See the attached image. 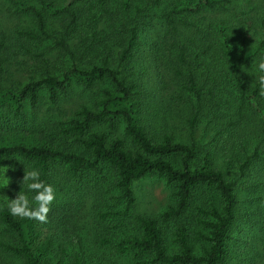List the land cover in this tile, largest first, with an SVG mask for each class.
Instances as JSON below:
<instances>
[{"label": "trees", "instance_id": "16d2710c", "mask_svg": "<svg viewBox=\"0 0 264 264\" xmlns=\"http://www.w3.org/2000/svg\"><path fill=\"white\" fill-rule=\"evenodd\" d=\"M12 1L18 8L29 13L35 22L33 28L18 31L19 37L15 38L17 48L34 54L25 40L40 41L52 38L55 40V46L65 54L66 60L71 61L72 65L59 71L48 57L42 56L37 63L39 76L31 75L29 81L20 88L5 86L0 80V116L10 115L14 119L24 117L26 109L37 108L44 97L56 103L68 92L74 81L82 82L87 88L99 79L109 80L111 85L101 90L102 94L93 106L82 105L70 121V134H80L78 140L88 152L61 149L47 144H14L0 148V166L6 155H17L21 159V165L15 164L14 170L20 172L26 167L36 169L43 181L52 184L55 178L54 163L57 160L68 164V173L74 177L81 170L105 162L117 171L119 198L126 201V207L103 212V217H115L130 212L137 201L135 182L149 175L163 178L174 188V204L161 213L164 222L183 216L193 206L198 187L215 186L218 198L197 205V220L209 232L208 235L200 232L210 242L204 254L194 252L183 229L178 237L180 251L168 252L165 226L159 218L141 213L136 214L141 231L116 241L115 248L121 254L129 250L136 251L138 256L144 259L141 264H229L228 241L233 233L239 209L236 182L229 179L223 169L215 167L209 160L200 165L194 164L198 154L195 139L189 143L178 141L173 133H166L160 139L156 138L143 118V84L136 78L129 80L121 77L118 67H113L111 63L115 54L118 66L140 60V36L151 24L149 20L146 21L151 15L144 13V10L161 5L163 0H147L145 6H141L138 0ZM233 1L197 0L186 1L184 4L173 2L171 8L160 15L165 21L166 31L165 41L157 44V52L162 49V54H166L167 49L164 47L168 48L167 45L177 50V61L172 63L171 70L177 77H184L183 88L190 93L191 106L187 123L192 132L206 107L205 86L200 85L196 70L205 66L207 58L214 57L210 52L215 51L214 40L218 37L230 54L231 71L228 79L239 96V119L247 123L248 119L254 117L260 125L263 142L264 96L260 95L258 77L255 84L250 86L243 74L252 59L248 50V38L254 26L253 20H248L243 26L237 50L232 47L228 25L223 19L206 24L186 22L188 27L196 29L195 37L188 36L187 39H181L178 28L184 12L198 13L206 9L224 8ZM134 8V17L126 14ZM57 14L64 17L60 22V31L53 27V22L49 19V15ZM260 23L261 38L254 55L264 51V18H261ZM4 48L8 46L6 35L3 33L0 41V73L5 70L6 58L1 55ZM44 53L43 51L40 55ZM103 53L105 54L101 63L92 57H100ZM84 60L92 62L90 68L80 67L79 62ZM183 67H187L186 72ZM209 72H212L211 68ZM261 74L264 73L259 72L258 76ZM215 79L217 81L218 77ZM209 92L211 97L215 95L212 88ZM220 105V102L216 101V106ZM217 111L211 110L215 116ZM120 120L124 121L125 135L135 144L134 148L128 147L122 137H109L103 131L93 130L96 124L104 122L109 123L111 128L116 127ZM259 149L260 146L256 145L253 153L240 164L242 172L250 166L253 157L261 155ZM18 183V180H14L13 185L18 193H28L26 185ZM29 193L31 197L35 195L33 192ZM15 197L16 194L12 195L9 201ZM9 201L0 206V221L13 230L15 239L0 240V246L10 254L23 258L22 264H100L86 255L80 236L76 237L79 249L70 251L69 243H65L63 235L55 229L58 228L57 225L46 229L43 223L36 220L13 216L8 210ZM146 256L150 258H144Z\"/></svg>", "mask_w": 264, "mask_h": 264}, {"label": "rangeland", "instance_id": "374dc122", "mask_svg": "<svg viewBox=\"0 0 264 264\" xmlns=\"http://www.w3.org/2000/svg\"><path fill=\"white\" fill-rule=\"evenodd\" d=\"M186 1L197 0H163L161 5L144 10V13L151 15L146 18L151 24L140 36V60L118 66L115 54L111 63L113 67H118L121 77L129 80L136 78L143 84V118L156 138L160 139L166 133H173L178 141L189 143L195 139L198 154L194 164L200 165L209 160L215 167L223 169L229 179L236 182L239 209L233 233L228 241V263L264 264V141L261 142L260 125L254 117L248 119L247 123L239 119V96L228 79L231 71L228 50L217 37L218 39L214 40L216 49L213 53L210 52L214 57L207 58L205 66L196 70L200 85L205 86L206 107L192 132L187 123L191 106L190 93L183 88L184 77H177L171 70L172 63L177 61V50L167 45L168 48L164 47L167 49L166 54H162V49L157 52V44L165 41L166 31L165 21L160 15L169 10L173 2L184 4ZM138 3L145 6L147 0H138ZM135 12L134 8L126 14L134 17ZM181 17L178 23L181 39L196 35V29L188 27L186 22L206 24L210 21L225 20L234 50L239 46L243 26L248 20H253L254 26L248 38V50L252 59L243 74L250 86L255 84L259 74L258 63L264 59V51L254 55L261 38L260 21L264 18V0H234L224 8L206 9L198 13L184 12ZM63 18L61 14L49 15L53 27L58 31L61 30L60 22ZM34 26V19L29 13L18 8L12 0H0V41L4 33L8 46L1 52L6 58L5 70L0 73V80L5 86L20 88L29 81L31 75L38 77L40 70H37V63L42 56L48 57L59 71L72 65L71 61L66 60L65 54L55 46V40L52 38L40 41L25 40L34 54L17 48L15 38L19 37L18 31ZM99 47L102 48V45ZM43 51L44 55H40ZM105 53L100 57H92L101 63ZM79 65L90 68L92 62L84 60L80 61ZM186 68L183 67L185 72ZM110 85L111 82L106 79L96 80L88 88L82 82L74 81L68 92L56 103L44 97L37 108H27L24 117L14 119L10 115L0 116V148L14 144H47L61 149L88 152L78 140L81 135L70 134V121L82 105L93 106L101 96V90L109 88ZM211 88L215 94L213 97L209 92ZM216 101L220 102L219 107L216 106ZM212 109L218 110L216 116L211 112ZM124 127V121L120 120L116 127L111 128L109 123L104 122L96 124L93 130L103 131L109 137H122L128 147L134 148L135 144L125 135ZM256 145L260 146L261 155L253 157L250 166L242 172L240 164L253 153ZM15 164L21 165L20 157L6 155L0 166V206L4 202L7 203L12 195L18 194L16 186L13 185L14 180H18V184L26 185V194L32 198L27 184L21 183L24 170L31 169L26 167L18 172L14 170ZM54 168L55 178L52 185L56 189V199L51 205L47 222L43 224L46 229L57 225L58 228L55 229L63 235L64 242L69 243L70 251L79 249L76 241L78 235L82 239L86 255L100 264H141L144 259L138 256L136 251L129 250L121 254L115 248L116 241L141 231L140 223L136 221V214L139 213L160 219L167 231L168 252L180 251L178 237L182 229L188 236L194 252L204 254L209 248L210 242L200 234L203 232L208 235L209 232L197 220V205L218 198L215 186L198 187L193 206L183 216L164 222L161 213L174 204V188L163 178L149 175L135 182L137 201L130 212L115 217H103V212L126 207V201L119 198L117 171L105 162L81 170L75 177L68 173L69 165L60 160L54 163ZM14 239L13 230L0 221V240ZM22 259L0 246V264H22Z\"/></svg>", "mask_w": 264, "mask_h": 264}, {"label": "clouds", "instance_id": "9594fccd", "mask_svg": "<svg viewBox=\"0 0 264 264\" xmlns=\"http://www.w3.org/2000/svg\"><path fill=\"white\" fill-rule=\"evenodd\" d=\"M258 70L264 73V59L258 63ZM260 95L264 96V74L258 76ZM40 172L36 169L24 170L21 183H26L30 192L35 193L30 199L23 191H19L14 199H10L8 210L11 215L21 219L36 220L46 223L51 205L56 199V189L51 183H46L40 178ZM6 186V185H5ZM33 203L35 207H33Z\"/></svg>", "mask_w": 264, "mask_h": 264}]
</instances>
